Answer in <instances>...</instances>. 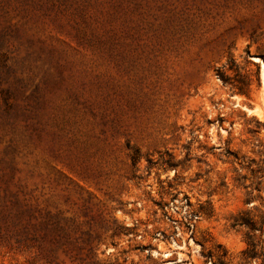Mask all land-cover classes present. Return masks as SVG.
Listing matches in <instances>:
<instances>
[{"label":"rangeland","instance_id":"374dc122","mask_svg":"<svg viewBox=\"0 0 264 264\" xmlns=\"http://www.w3.org/2000/svg\"><path fill=\"white\" fill-rule=\"evenodd\" d=\"M261 62L264 0H0V264H264Z\"/></svg>","mask_w":264,"mask_h":264},{"label":"trees","instance_id":"16d2710c","mask_svg":"<svg viewBox=\"0 0 264 264\" xmlns=\"http://www.w3.org/2000/svg\"><path fill=\"white\" fill-rule=\"evenodd\" d=\"M231 226L232 227L243 226L246 228L244 238H245L247 247H246L245 251L243 252V254H246L245 257L246 258H257V257L261 256L260 257L261 260L264 261L262 240H261L260 235L256 236V233H255L256 227L259 231L262 230L263 219L260 218L259 224L256 225V223L252 220V218H250L248 216L240 215V216H238L232 220ZM257 246L259 248V251L255 250ZM218 260H220V259H218Z\"/></svg>","mask_w":264,"mask_h":264},{"label":"bare ground","instance_id":"6f19581e","mask_svg":"<svg viewBox=\"0 0 264 264\" xmlns=\"http://www.w3.org/2000/svg\"><path fill=\"white\" fill-rule=\"evenodd\" d=\"M262 76L264 77V63H262Z\"/></svg>","mask_w":264,"mask_h":264},{"label":"water","instance_id":"95a60500","mask_svg":"<svg viewBox=\"0 0 264 264\" xmlns=\"http://www.w3.org/2000/svg\"><path fill=\"white\" fill-rule=\"evenodd\" d=\"M246 110H252V108L246 107Z\"/></svg>","mask_w":264,"mask_h":264}]
</instances>
